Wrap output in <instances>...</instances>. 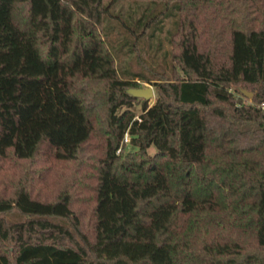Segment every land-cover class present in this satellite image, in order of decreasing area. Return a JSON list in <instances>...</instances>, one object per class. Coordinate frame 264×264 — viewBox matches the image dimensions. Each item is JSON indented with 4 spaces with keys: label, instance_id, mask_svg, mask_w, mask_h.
I'll return each instance as SVG.
<instances>
[{
    "label": "trees",
    "instance_id": "trees-1",
    "mask_svg": "<svg viewBox=\"0 0 264 264\" xmlns=\"http://www.w3.org/2000/svg\"><path fill=\"white\" fill-rule=\"evenodd\" d=\"M168 15L149 104L130 59ZM13 208L0 264H264V0H0Z\"/></svg>",
    "mask_w": 264,
    "mask_h": 264
},
{
    "label": "rangeland",
    "instance_id": "rangeland-1",
    "mask_svg": "<svg viewBox=\"0 0 264 264\" xmlns=\"http://www.w3.org/2000/svg\"><path fill=\"white\" fill-rule=\"evenodd\" d=\"M157 20L158 19H156V21ZM173 21H174V16L168 15V17L164 19V23H163V18L160 19L157 23H154L155 25L158 26L157 27L158 30L156 29L157 31H159L163 27L160 33L157 32L160 35V39H161V47L159 49H157L156 51H151L148 43L144 42L142 44V51H141V59L144 62H142L140 58L137 56L133 57V59H130V67L132 68L131 69L132 72H141L144 74V78L140 76H131L132 77L131 79L136 80L138 82L139 87L151 86L153 88V96L149 98L148 100L149 104L153 103L154 99L156 98V90L153 84V82L156 80V76L154 74L155 70L166 69L169 65V55L164 57L163 52L169 50L171 47L168 39L166 38V35L169 28H172ZM155 31L151 39L154 41V43H157L159 35L157 34L158 35L157 36ZM122 62L124 64L125 57H123ZM141 102H142L141 98L133 101V105L131 109L134 111L135 115H137L140 111ZM122 143L125 144L126 151L133 149V147L129 144V134H127V141H124L122 139ZM153 149L154 147L150 146L148 150L152 152ZM0 216H3L6 220H13V221H20L24 218V215L21 214L15 208H13L9 212H1Z\"/></svg>",
    "mask_w": 264,
    "mask_h": 264
},
{
    "label": "water",
    "instance_id": "water-1",
    "mask_svg": "<svg viewBox=\"0 0 264 264\" xmlns=\"http://www.w3.org/2000/svg\"><path fill=\"white\" fill-rule=\"evenodd\" d=\"M127 91L129 93H131L133 96L136 97H142L145 99H149L150 97L153 96V88L151 86H146V87H129L127 89ZM243 92L246 94V96L250 97L251 96V92L250 91H245L243 90Z\"/></svg>",
    "mask_w": 264,
    "mask_h": 264
},
{
    "label": "built area",
    "instance_id": "built-area-1",
    "mask_svg": "<svg viewBox=\"0 0 264 264\" xmlns=\"http://www.w3.org/2000/svg\"><path fill=\"white\" fill-rule=\"evenodd\" d=\"M127 134H128V133L125 132V134H124V136H123V140H124V141H127Z\"/></svg>",
    "mask_w": 264,
    "mask_h": 264
}]
</instances>
